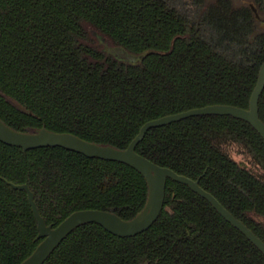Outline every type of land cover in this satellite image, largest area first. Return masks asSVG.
Masks as SVG:
<instances>
[{"label":"trees","instance_id":"obj_1","mask_svg":"<svg viewBox=\"0 0 264 264\" xmlns=\"http://www.w3.org/2000/svg\"><path fill=\"white\" fill-rule=\"evenodd\" d=\"M209 2V3H208ZM141 57L125 61L98 41ZM264 34L231 0H0V118L126 149L148 122L213 105L249 108ZM264 122V91L259 100ZM136 152L200 180L264 242V140L231 116H195L150 129ZM47 225L77 211L123 220L148 184L134 168L61 147L24 152L0 141V264H22ZM44 264H264V254L188 186L168 179L164 210L120 238L98 224L73 231Z\"/></svg>","mask_w":264,"mask_h":264},{"label":"water","instance_id":"obj_2","mask_svg":"<svg viewBox=\"0 0 264 264\" xmlns=\"http://www.w3.org/2000/svg\"><path fill=\"white\" fill-rule=\"evenodd\" d=\"M235 4L240 1L232 0ZM252 11L256 15V8ZM105 50L115 55L120 60L137 61L141 57L128 54L119 47H107ZM120 53V54H119ZM127 61V60H125ZM264 91V63L262 64L258 81L251 95L249 108L243 109L231 105H213L193 109L179 114L165 116L146 123L139 134L126 149H117L110 145H99L88 142L68 133L51 132L45 128L33 132H20L8 126L0 118V141L14 147L21 148L24 152L39 148L61 147L69 151L82 154L88 158H98L126 164L141 173L148 184V198L144 209L131 220H123L118 215L101 210L77 211L65 219L59 226L53 228L47 225L41 216L34 199V194L28 185L10 184L16 190H24L32 207L39 232L43 239L30 257L22 264H44L59 245L76 229L87 224H98L109 233L120 238H131L150 229L159 219L164 207L167 180L188 186L193 192L206 199L216 211L233 227L242 232L263 254L264 242L258 238L243 222L235 218L212 194L200 187L199 181H194L186 176L179 175L173 170L161 167L136 152V147L143 141L147 132L152 128L163 127L182 120L205 115L231 116L249 123L264 140V122L260 119L259 100Z\"/></svg>","mask_w":264,"mask_h":264},{"label":"flooded vegetation","instance_id":"obj_3","mask_svg":"<svg viewBox=\"0 0 264 264\" xmlns=\"http://www.w3.org/2000/svg\"><path fill=\"white\" fill-rule=\"evenodd\" d=\"M209 1H214V0H209ZM235 5L238 6L239 8H242V9L248 11L250 13V16L252 17V32H257V36L258 37L262 36L264 34V0H240V3L239 4H235ZM253 6L256 8V11H257L256 15L252 11V7ZM194 181H199V185H200V180H194ZM167 182H168V180H167ZM166 188H167V185H166ZM165 198H166V194H165ZM164 204H165V202H164ZM163 210H164V207H163Z\"/></svg>","mask_w":264,"mask_h":264},{"label":"rangeland","instance_id":"obj_4","mask_svg":"<svg viewBox=\"0 0 264 264\" xmlns=\"http://www.w3.org/2000/svg\"><path fill=\"white\" fill-rule=\"evenodd\" d=\"M178 1V0H177ZM182 1H188V0H182ZM238 1H240V0H238ZM98 41H99V43L101 44V45H103V47L104 48H107V47H110V45L103 39V38H101V37H98ZM120 54V53H119ZM124 59L125 60H127V61H129L130 59H128V58H125V56H124Z\"/></svg>","mask_w":264,"mask_h":264}]
</instances>
